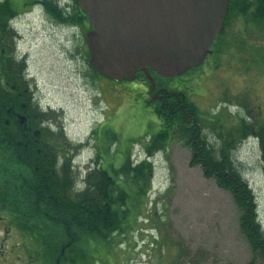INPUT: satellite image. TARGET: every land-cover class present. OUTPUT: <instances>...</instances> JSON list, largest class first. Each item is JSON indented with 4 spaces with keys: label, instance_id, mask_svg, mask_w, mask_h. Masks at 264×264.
<instances>
[{
    "label": "rangeland",
    "instance_id": "obj_1",
    "mask_svg": "<svg viewBox=\"0 0 264 264\" xmlns=\"http://www.w3.org/2000/svg\"><path fill=\"white\" fill-rule=\"evenodd\" d=\"M248 1L241 0L243 6ZM57 2L66 7L62 12L64 20L42 8L25 7L27 13L16 24L20 41L15 44L14 68L18 73L26 72L31 95L28 104L36 114H46L42 122L67 132L70 140L62 141L66 146L62 155L66 157L67 153L71 161L69 175L75 185L82 190L88 181L96 180L100 165L114 177L120 195H126L122 208H114L123 230L114 232L113 243L100 244L92 251L86 225L78 226L76 237L71 240L63 233L66 226L62 228L50 219L21 217L18 225L23 234L28 230L24 228L27 224L31 227L29 232L37 228L38 233H45L53 251L59 252L62 242L69 245L64 254L65 264H262L253 257L240 231L241 211L231 192L219 187L213 178L205 177L198 165H191V151L187 147L174 140L164 149L148 154V143L161 128V118L142 101L143 87L136 90L133 82L110 80L94 72L84 39L88 29L80 23L83 18L74 0ZM232 24L228 37L234 45L228 43L230 47L222 49L223 70L211 68L206 77L205 68L197 67L182 76L160 79L163 84L181 90L188 86L187 107L199 120L203 116L213 121L221 119L224 129L230 126V112L236 109L227 110L228 105L222 104L220 91L216 92L217 78L225 76L233 92L248 87L254 93L249 99L256 97L253 107L257 112L258 105L264 106V20L253 27L242 18H235ZM250 40L253 44L248 47ZM209 60L213 65L214 58ZM216 127L214 123L205 128L211 143H218L213 132ZM233 154L254 195L257 216L264 229V176L259 153L248 142L237 146ZM127 161L130 167L143 161L149 163L147 188L140 186L142 181L137 184L133 178L115 176L114 172ZM61 164L62 160L56 163L58 167ZM31 236L32 233L22 236L16 232L12 243L19 250L23 247L35 252L37 246Z\"/></svg>",
    "mask_w": 264,
    "mask_h": 264
},
{
    "label": "flooded vegetation",
    "instance_id": "obj_2",
    "mask_svg": "<svg viewBox=\"0 0 264 264\" xmlns=\"http://www.w3.org/2000/svg\"><path fill=\"white\" fill-rule=\"evenodd\" d=\"M46 2L47 0H0V82L2 81L6 88L2 90L0 87V120L2 119V126L6 128L3 131L4 137L2 140L3 149L7 153L2 158L10 162L9 166L15 161H38V159L42 158L43 161H41L43 163L48 159H55L56 156H62L61 152L65 148L62 141L67 140L57 128L49 127L47 123H43L42 118L38 117L41 112L36 114V110L28 104L27 74L25 71L18 73L14 68V64L17 62L13 56L15 44L20 41V32L16 28L17 20L22 14L27 13L24 10L29 5H32V8H42L46 12ZM248 2L251 7L246 19L248 25L250 24L253 27L255 26V18L253 16L255 0H249ZM230 6L231 0H228V8L222 20L220 32L210 46L211 53L207 55L204 62L200 65V68H205L203 72L207 71L206 77L209 72L211 73V68L220 67L223 70L221 67L222 59H220L224 57L222 49L225 50L226 46L230 47L227 45L228 43L232 44V46L234 45L233 41L230 43L228 37L229 28L233 25L235 18L245 19L239 11L230 10ZM250 42L251 40L247 44L248 47L253 44ZM241 43L244 44V42ZM241 51H243L242 48ZM210 58H214L213 65L210 64ZM227 60L230 61L228 58ZM234 61L232 60V62ZM149 76L153 79V86L141 71L137 72L136 78L131 82L137 85L134 87L136 90H140L143 87L142 101L153 112H156L159 119L166 113L176 118L181 115L184 122L190 125L193 131L197 130L196 136L199 137V141L203 140L205 142L207 141L205 128L212 127L215 123L217 127L213 132L217 135L218 143L228 149V152L235 150L240 144L251 142L259 153L262 164L261 172L264 176V106L258 105L256 107L258 112L255 110L253 105L256 97L249 99L250 95L254 93H251L248 87L244 86L241 91L233 92L230 91L229 84L224 80L225 76L217 78L216 92L220 91L222 104L224 106L228 105L227 107L225 106L227 110L230 107H235L236 109L235 112H230L232 116L231 124L224 129L225 126L224 123H221V119L213 121L211 117L203 116L199 120L195 113L187 107L188 103L186 102L185 94L188 95L186 93V91L189 92L188 86L183 87L181 90L179 87L163 84L160 81L162 77L153 75L150 72ZM174 140L178 144L183 145V140L178 137L172 138L169 142ZM14 144L19 147L16 154H14L16 151ZM234 150L231 152L232 154ZM34 153L37 155H34ZM65 156H67V153ZM32 172L35 175H32ZM70 173L71 171L64 172L61 169H57L54 172L21 170L0 172L1 176L6 174L8 177L0 179V182L21 184V187H0V264H65L64 254L68 250L67 247L70 246H65L62 242L59 252L53 251L45 233L43 231L38 233L37 228L31 232L29 230L24 231L25 234H23L22 228L18 227L19 221L15 212L19 208L26 207L20 201V198L24 196L26 199L33 198V204L37 208H45L46 210L57 208L63 203L61 202L63 198L67 201V207L70 205L69 202H73V206H78L80 194L84 196L86 188L84 187L80 190L69 175ZM46 175H49L48 177L51 179L53 176L58 179L49 181L55 186H46L41 189L35 188L37 192L34 188H31L32 186H28L30 183L36 185V183L41 182L43 180L41 176L45 177ZM16 176H20V178L15 181ZM44 182L48 181L45 180ZM57 224H60L62 228L66 226L65 229H62L63 233H66L71 240L75 239L74 237H76L78 232V220L76 217L72 218L71 225L70 221H62ZM57 224L50 223V226ZM16 232L22 236L32 233L31 239L37 246L35 252L28 248L24 250L23 247H21L22 250L17 249V245L12 243Z\"/></svg>",
    "mask_w": 264,
    "mask_h": 264
},
{
    "label": "trees",
    "instance_id": "obj_3",
    "mask_svg": "<svg viewBox=\"0 0 264 264\" xmlns=\"http://www.w3.org/2000/svg\"><path fill=\"white\" fill-rule=\"evenodd\" d=\"M238 2L239 3H237L235 0H231V6L229 9L232 11H239L240 14L246 19L251 6L247 4L243 6L241 0H238ZM45 5L47 13L50 11L52 14L55 16L57 15V17H60L62 20L66 19L65 14L62 13L66 9L59 8L57 1L47 0ZM75 7L81 18H83V20L80 19V23H85L87 29L89 30L90 27L88 26L87 19L79 11L76 4ZM253 16L255 18V23H259L264 20V0H255ZM150 73L155 75L151 71ZM0 84L2 90L6 89L2 84V81ZM45 115L46 114H44V116ZM44 116L41 113L39 114V117L41 118ZM2 125L3 121L1 119L0 172H4L6 170L54 172L57 169H61L64 172L71 171V161L69 162V158L67 156H63L64 150L61 152V154H63L62 156H56L55 159H48L43 163V159L40 158L38 161H15L11 166H9L10 162H8L7 159L2 158L3 155L7 154L5 152L6 150L4 151L3 149L2 140L4 137L3 131L6 128H4ZM196 134L197 130L195 129L193 131L190 125H187L184 122V119L181 115L176 118L166 113L161 118V128L158 130V132H156V134L152 136L150 142L148 143V154H150L151 151L153 153L154 151L164 149L172 138L178 137L183 140V146L187 147L191 151V165H198L205 177L213 178L219 187L231 192L234 202L241 211V215L239 217L240 231L245 237L253 257H257V259L262 264H264V229L262 228L257 216L254 195L251 189L248 188V184L239 170V161L236 159V156L231 153L234 149L228 152V149L224 148V146L217 142L211 143L210 140L206 142L203 140L199 141V137H197ZM15 147L16 151L14 154H16L18 151L17 149H19L18 146L15 145ZM60 160H62V164L57 167L56 163H58ZM144 162L146 161H143L138 166L130 167L127 161L114 172L115 176L121 174L126 177V179L130 180L133 178L137 184H139V181H142L140 186L147 188L151 168L149 163ZM95 173L97 175L96 180L88 181L87 178L89 183H87L88 186H85V195L83 196L80 194L78 206H73V202H69L70 205L67 207V201L63 198L61 201L63 203L57 208L46 210L45 208H37L36 205L33 204V198L26 199L24 196L23 198H20V201L26 207L16 210L17 220L19 221L21 217L29 218V220L50 219L55 223L70 221L71 225L72 218H82L83 221L78 220V226L81 228L86 225V232L91 235V243H89L91 246V251L100 244L103 245L104 243H113V238L111 237L116 232L123 230V222L118 218V211H116L117 207L115 206L122 208V198H125L126 195H120L121 189L115 183L114 177H112L104 168H102L101 165ZM48 176L49 175H46L45 177L41 176L44 181L46 180L48 182H44L42 180L41 182L36 183V185H34V183H30L28 186H32L31 188L34 189H41L46 186L49 187L54 185L49 181L58 179H56L54 176L51 179ZM6 178H8L6 174H2V176L0 175V179ZM18 178H20V176H16L15 181L18 180ZM10 186L21 187V184L16 182L15 184L0 182V187ZM143 188H141L142 193H144ZM35 191L37 192L36 189ZM116 196L121 198V201L118 200L119 198ZM85 218L88 219V221L85 222ZM18 227L22 228V226L19 225ZM24 228L31 230V227H28L27 224H24ZM95 242L97 243L96 245H94ZM83 257L84 253H81L80 259H83Z\"/></svg>",
    "mask_w": 264,
    "mask_h": 264
},
{
    "label": "water",
    "instance_id": "obj_4",
    "mask_svg": "<svg viewBox=\"0 0 264 264\" xmlns=\"http://www.w3.org/2000/svg\"><path fill=\"white\" fill-rule=\"evenodd\" d=\"M87 19L94 72L133 81L138 71L162 78L200 66L220 32L228 0H74Z\"/></svg>",
    "mask_w": 264,
    "mask_h": 264
}]
</instances>
